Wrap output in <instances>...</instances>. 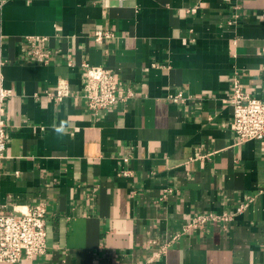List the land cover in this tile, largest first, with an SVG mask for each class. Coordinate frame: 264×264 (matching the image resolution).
I'll return each instance as SVG.
<instances>
[{
  "label": "crops",
  "instance_id": "0c3cea01",
  "mask_svg": "<svg viewBox=\"0 0 264 264\" xmlns=\"http://www.w3.org/2000/svg\"><path fill=\"white\" fill-rule=\"evenodd\" d=\"M0 51V207L46 211V253L16 264H264V140L229 101L234 78L264 100V0H0ZM85 64L125 100L91 114ZM208 214L232 217L188 227Z\"/></svg>",
  "mask_w": 264,
  "mask_h": 264
},
{
  "label": "built area",
  "instance_id": "2783aa9c",
  "mask_svg": "<svg viewBox=\"0 0 264 264\" xmlns=\"http://www.w3.org/2000/svg\"><path fill=\"white\" fill-rule=\"evenodd\" d=\"M108 33L97 32L95 40L107 38ZM30 56L36 62L45 64L49 52L42 49L45 38L29 37ZM0 51V158L6 149L8 133L3 119L5 102L11 90L4 86L3 68L6 65ZM86 73L82 81L83 97L89 112L93 115L111 109L117 101H124L119 94L118 77L115 72L101 66L85 64ZM46 96L54 103L69 97V83L60 80L54 93ZM180 95L176 99H179ZM175 100V99H174ZM232 118L230 130L240 143L264 140V100L247 94L237 78L232 83L230 95ZM245 203L236 208L235 214L245 208ZM231 215L208 214L199 216L188 227H200L214 222L231 220ZM46 211L41 205L26 207L22 211L3 212L0 207V264H16L21 260H31L46 253Z\"/></svg>",
  "mask_w": 264,
  "mask_h": 264
}]
</instances>
